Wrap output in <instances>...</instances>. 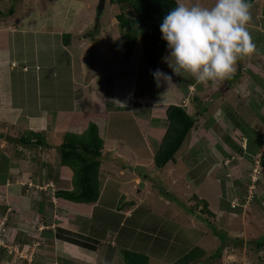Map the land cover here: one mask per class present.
I'll list each match as a JSON object with an SVG mask.
<instances>
[{
  "label": "rangeland",
  "instance_id": "1",
  "mask_svg": "<svg viewBox=\"0 0 264 264\" xmlns=\"http://www.w3.org/2000/svg\"><path fill=\"white\" fill-rule=\"evenodd\" d=\"M99 2L100 0H0V29L3 31L0 32L2 54H0V79H2L0 107L12 104V92L15 94L16 105L22 103L25 107L28 104L24 92L31 90L30 86L32 89L37 88L36 76H31L37 69V63L24 60L27 56L25 54L36 56L38 51L41 53V61H48L49 44L45 37H51L48 30L54 28V32L64 30V33L72 34L70 43L72 41L76 43H73L70 51L77 58L85 56V64L90 68L92 75L103 73L110 68L116 71L99 80V83L104 84L117 81L122 86L121 89L114 90L115 101L120 100L125 94L124 84L135 81L133 94L139 92L142 97L136 100L149 110L152 108L150 102L156 95H159L158 100L163 103L170 96L171 98L175 96L176 89L181 92L185 88L182 85H187L186 95L191 99L184 107L189 113L199 116L200 123L199 128L186 138L176 154V160L168 163L164 168L156 167L153 157L160 144V138L157 139L156 136L145 132H159L162 137L165 129L142 126L144 134L141 136L140 127L134 120L138 114L143 116L147 114L144 110L141 113L139 108L134 109L135 105H132V111L111 110L110 112L108 131L118 135L122 143L106 144L104 152L106 162L102 176L106 180L116 181L111 183L114 197L120 192L130 201L133 200L137 207L144 205L145 208L148 206V210L150 209L149 225L156 226L158 231L148 230L144 235L142 233L136 235L143 244H145L144 237L147 236L148 245H151V249L155 251V256L151 253L150 264H173L175 260L197 246L206 251L207 257L215 253L218 248L226 247L222 256L213 260V263L205 264H264V247L256 248V244L253 243L256 239L264 237V112L261 109L264 103L260 104L261 99L264 98V72L256 68L253 72L259 77L249 76L248 64L242 61L240 70L239 64L236 63L235 71L230 77L201 84L187 73L177 76L162 61L164 72L173 78V85L169 87L162 82L158 87L143 65L141 42L137 44L131 60L124 56L121 48L124 28L116 18L119 6L106 0L103 15L98 19ZM185 2L211 7L215 0H185ZM11 8L15 12L7 16ZM250 16L248 24L250 23L251 26H247V30L255 44L254 52L257 55L259 51L257 47L264 43V0H255L251 4ZM14 23L20 29L23 27L27 29L42 27V29L28 33L11 32ZM255 26H259L262 33ZM90 31L96 34L94 38L85 36L91 33ZM39 44L40 48L37 49ZM42 47L45 48V58L42 57ZM61 49L67 52L63 47ZM31 58L33 59V56ZM50 58L61 59L55 55H51ZM248 58L250 59V56ZM61 63L60 69L54 72H58V79L60 77L66 79V83L63 84L67 103L65 108H68V105L72 106L74 99L78 101L75 105H87L82 101L84 96L81 97L83 85L77 88V91L81 89L80 92H74L73 99L70 100L68 96L69 84L71 85L73 79L78 82L89 80V77L86 78L79 73L81 64L79 61L76 62L72 72L68 70L67 61L61 60ZM121 65L125 68L132 66L134 70L120 71ZM7 75H12L11 80ZM45 78L52 82L55 76L47 75ZM44 84L49 90L60 92L57 85L44 83L42 79L38 84L40 91V85L43 86L42 91H44ZM56 91L55 93L61 96ZM160 91L161 94L158 93ZM194 96L200 102L192 100ZM34 97L38 98L37 95ZM211 100L212 103L208 106L207 102ZM94 102L95 100H92V104ZM162 103L156 104L155 109H158V113L163 117L168 105L161 106ZM114 105L118 108L119 104L114 102ZM204 106L208 109L202 113ZM221 113L224 115L222 123L226 121L228 126L217 122L214 126H210V119ZM8 121L10 120L6 122ZM161 121L165 127L166 116ZM161 121L152 124L156 125ZM18 122L24 126L27 124L26 119ZM232 128L234 129L231 130ZM3 129L4 127L0 126V131ZM104 136L105 139L109 136L106 130ZM2 141L3 139H0V145ZM62 142L61 135L60 144ZM44 149L36 150L34 160L30 152L26 153L28 162L23 169V175L15 174L14 182L8 175L0 176V247L6 249L3 255L0 253V264H63L56 260L60 254L68 259L73 257L81 259L77 264H122L123 251L114 237L106 236L101 241L95 242L101 248L95 253L71 243L55 241L51 237L54 235L53 228L59 224L87 234L90 223L84 220L90 218L91 213L86 209L90 210L91 205L71 203L50 195V202L60 208V215L54 216L58 221L57 225L54 224L49 229L44 228L45 223L42 219L46 217L51 220L50 214L55 206L54 209L50 205L44 207L45 195L38 196L37 191L34 190L35 186L29 182L31 180L34 183L38 182V175L44 177L46 174L48 178L50 172L57 177V184H53L56 190L62 187L71 188L73 177V171L69 167L65 168L68 170L60 168L58 149L52 153L51 162L45 164ZM0 151L4 154L10 152L6 149ZM192 158L196 161L195 165L190 164ZM191 167L192 171L197 170L196 173H200L203 177L195 175L189 177L188 171ZM25 185L27 186L24 187ZM201 199L208 200L206 207L204 200ZM116 200H106V206H100L101 209L112 208V204L118 203ZM3 208H5L4 214H2ZM132 208L125 209L127 215L133 212ZM208 208L214 212V215L209 214ZM141 212L139 210L138 213ZM196 215H202L205 219H198ZM158 221L165 223V229H175L176 238L170 239L168 230L167 237L165 233L164 236L161 233L159 235V229L164 226L155 225ZM45 234L49 236L45 237ZM223 235L226 242L232 238L244 240V243H240L239 247L229 246L223 241L221 237ZM37 242L41 244L37 245ZM163 242H166L165 246ZM162 254H165V259L157 257ZM68 261L69 264H74L72 262L74 260Z\"/></svg>",
  "mask_w": 264,
  "mask_h": 264
},
{
  "label": "trees",
  "instance_id": "2",
  "mask_svg": "<svg viewBox=\"0 0 264 264\" xmlns=\"http://www.w3.org/2000/svg\"><path fill=\"white\" fill-rule=\"evenodd\" d=\"M248 2L251 5L255 2V0H248ZM110 3L117 4L119 6V12L117 13L116 18L124 28L121 36V48L122 51H124L125 58L132 59L137 44L141 42L144 59L143 65L145 70L149 72L151 80L155 81L151 73L156 69L164 71L162 57L166 56L168 52L167 44L162 39L160 24L164 16L171 9L177 6V0H110ZM14 12L15 10L11 8L6 15H13ZM1 15H3V13H1ZM90 32L91 33H88L85 36L94 38L96 34L92 31ZM71 37V33H64L62 35L65 45L70 44ZM243 59L244 57L237 61L239 64V70ZM227 86L231 87L230 85ZM198 118L192 113H189L183 105L170 104L166 108L167 128L161 137V142L153 157L156 167L164 168L168 163L176 160V154L180 150L188 135L199 128L200 120H198ZM19 125L22 124L19 123ZM24 128L25 131L20 137L10 136L5 132L0 131V139L6 141L8 144L6 147L12 151H10L8 155H5L3 151H0V169L2 168L0 176L8 175L11 177L13 182L15 174L20 173L21 176L23 175V169H25V165L28 162L26 156L27 152L32 154V159L34 160L36 150L49 147L43 130L32 129L27 124ZM241 150L242 149H240V151ZM58 152L60 166L69 167L73 171V177L71 179L72 186L71 188L62 187L56 190L52 186H47L45 189L44 186L48 182L49 178H55L54 174L49 172L48 178L46 175L44 177L38 175V182L34 183L32 180L30 182L33 183L32 186H35L34 190L37 191L36 193L38 196L42 197L45 195L43 206H55L50 202V195H53L55 198L69 201L71 203L91 205L93 209L90 218L84 220L86 223L87 221L90 223L87 234L71 230L67 226H61V224H59L54 229L55 238L61 242L71 243L79 246L81 249L83 248L84 250L95 253L101 250L95 242L101 241V239L106 236L110 238L114 237L115 242H117L123 251L122 264H150V259L152 257L151 253L155 256V251L153 248L151 249V245H148L147 236L144 237L145 244H143V241L137 239L136 235L141 233L144 235V233H147L148 230L158 231L156 229L157 227L149 225L150 223L148 221L150 216L148 214L151 211L150 209L148 210V206H146V208L144 205L137 207L133 200L130 201L120 192L116 195V197L112 195L113 187L111 186V183H113L114 180H106L102 176L104 172V163L106 162V158L104 157L105 139L100 134L99 126L94 122H90L86 130L82 133L66 132L63 137V142L58 147ZM13 162H15V165L12 169L9 168L11 171L10 173L8 167H10ZM194 163H196V161L192 158L190 164ZM7 164L8 167H6ZM196 172L197 170L192 171L191 167L190 171H188V176L191 178L194 175L198 177L202 176L200 173L197 174ZM3 178L5 179V177ZM114 182L116 183V181ZM26 186L27 185L24 187ZM120 194L122 196H120ZM195 197L200 199L198 195H195ZM110 199H117L118 203H111L112 208L110 207L107 210H105V208L101 209L100 206H106V200ZM201 200H204L206 207L208 200ZM128 208L133 209V212H131L130 215H127L125 212V209ZM59 209H56L55 207V209L51 211V220L46 217L42 219L44 220L45 227L52 225L54 214L56 210L59 214ZM139 210L142 211L141 214L138 213ZM208 210L210 211L209 214L211 216L214 215V212L211 211L210 208H208ZM4 211L5 208L2 209V214H4ZM202 213L204 212L202 211ZM196 216H198V219H205L202 215ZM164 224L165 223L162 221H158L155 225L164 226L159 229L160 232H158V234L160 235L161 233V235L164 236L165 233V236L167 237L166 231L168 229H165ZM209 224L211 223L209 222ZM168 232H170V239L175 237V229L168 230ZM46 235L47 234H45V236ZM185 237L186 236H184V238ZM221 237L223 238V241L226 242L224 235ZM179 239L184 241V239ZM163 243L165 246L166 242ZM226 243H228L229 246L234 245L233 247H239V245H241L240 243H244V240L239 241V239L231 238ZM253 243L256 244V248L264 247V237L256 239ZM160 245H162V243ZM4 248L5 247H0V253L2 255L6 250ZM225 248V246L220 247L215 251V253L207 257L206 251L202 247L197 246L175 260L173 264L213 263V260L222 256ZM164 256L165 254H162L157 257L165 259ZM206 257L207 259H205ZM56 260L61 261L63 264H69L68 260H74L72 261L74 264L81 262V259L79 260V258L73 257L68 259L63 254L58 255Z\"/></svg>",
  "mask_w": 264,
  "mask_h": 264
},
{
  "label": "crops",
  "instance_id": "3",
  "mask_svg": "<svg viewBox=\"0 0 264 264\" xmlns=\"http://www.w3.org/2000/svg\"><path fill=\"white\" fill-rule=\"evenodd\" d=\"M19 22V21H18ZM17 23V22H16ZM20 23V22H19ZM55 23V27H56V22ZM247 26H251V24H247ZM257 27V29L260 30L259 26H255ZM42 27H33L31 29H27V28H19L17 26V24H13V29L11 30V32H18V33H28V32H34L37 30H41ZM55 29V28H54ZM54 29L52 30H48V33L50 34L51 37H45L48 41H46L49 46V55H48V61H41L40 59V54L38 51H36V56L35 55H28L25 54L27 56L24 57V60H29V61H34L35 63H37L36 67L37 69L34 71L32 75H35V79H37V88L32 89V87L30 86L31 90H27L26 92H24V96L26 99H28V104L24 107V105H22V103H19L16 105V99H15V94L12 92V104L11 105H7V106H3L0 107V126L4 127V129L2 130L3 132L7 133L10 136H17L20 137L23 135L25 128L23 125H19V120H21V118H25L27 119V125L30 126V128L35 129V130H43L45 132V137H46V142L49 145V147H45V149L43 150V152H45V164H49L51 162V156L53 155L52 153H54L59 145H60V137L61 135L64 137V134L66 132H73V133H82L84 132V130H86L88 124L90 122H94L99 126V130H100V134L102 135V137L104 136V131L106 130L108 132V138H104L105 139V148H106V144L107 143H115V142H119L122 143L118 138V135L116 134H111V131H108V122H109V115L111 110H116V112H127V111H132L131 107L132 105L135 108H139L142 111H146V114L144 116L142 114H138L137 117L135 118V122L138 123V126L140 127L139 131L141 133V136H143L144 132L142 131V126H151V127H156V128H160V129H165L167 127V122L165 121L166 125L164 127L163 125V121L162 118H165L166 116V109H165V115L162 117V115H160L158 113V109H155V105L158 103H162L158 100V96H155V99H152V101L150 102V106L152 104V108H150L149 110L146 109V107L144 105H142L139 101H137L138 99H140L142 97V95L139 92H135V94H133L134 90V83L131 81V84L127 83L124 84V91L125 94L123 96H121L122 98H120V100L116 101L114 100L115 95L114 93H116L114 90L116 89H121L122 86L120 84L117 83V81H110V83H106L104 84L99 83V80L102 79V77H106L107 75L111 74L112 72H116L114 69L110 68V70H105V72L103 73H95V74H91L90 73V68L85 64V56H81V57H76L71 53V47L73 45V43L75 44L76 42L72 41L69 45H65L62 44V35L64 33V30L62 31H56L54 32ZM0 32H3L0 29ZM262 33V32H261ZM82 40H85L82 38ZM63 46H62V45ZM61 47H63L66 51H63L61 49ZM40 48V44L37 46V49ZM258 54L256 55L253 51V53L250 56V59L248 58V56L244 57L243 61L245 62V64H248V70H249V74L246 73L250 76L252 75V77H259L258 74H254L253 70L254 69H260V71L264 72V43L262 45H260L259 47H257ZM43 51L42 57L45 58V48L42 47L41 49ZM1 54V53H0ZM2 55V54H1ZM51 55H55L56 57H61L60 60L56 59H51L50 56ZM31 56H33V59L31 58ZM255 56V57H254ZM253 57V58H252ZM251 59H255L253 61H251ZM61 60H65L68 63V70H72L73 72V66H75L76 62L79 61V63L81 64V68L79 70V73L83 76H85L86 78L89 77V80L86 81H82V82H78L77 80L75 81L74 79L71 82V85L69 84V98L70 100L74 98V94L76 92H80L81 89H79L77 91V88L79 86L83 85V91L81 93V97L84 96V99L82 98L83 102H86L87 105H75L77 104V99H74V103L72 106L68 105L67 107V103L65 100V93H63V88H64V83H66V79L64 77H60L58 79V72H54L57 69H60V64L62 66ZM131 60V59H130ZM15 62V61H13ZM12 62V63H13ZM17 66L18 63L15 62ZM16 66V67H17ZM12 67H15L12 65ZM27 68V67H24ZM120 71H125V69H129L134 70V67L130 66L128 68H125L123 65L120 66ZM135 72H137V69L135 70ZM88 74V75H87ZM90 74V75H89ZM246 74V75H247ZM47 75H53L55 76V78H52V82L49 79H46L45 77ZM8 79L11 80L12 75H7ZM262 77V76H261ZM264 78V77H263ZM32 79V78H31ZM42 79L44 81V83H48L51 84L53 86L57 85V88L59 89L60 92L56 91V90H49L47 87H45L44 84V91L43 90V86L40 85L41 87V91L38 88V84H39V80ZM60 80V83H59ZM0 81H2V79H0ZM13 81H18V80H13ZM14 83L12 82V85ZM26 84V83H25ZM23 84V85H25ZM67 85H68V81H67ZM189 85V84H188ZM191 85V84H190ZM183 87H185L181 92L178 91V89L175 90V96H170V98L168 100H166L165 102L162 103L161 106H165V105H170V104H179V105H183V106H187V102L190 101V97H188L189 95H186V86L182 85ZM46 91V92H45ZM60 93L61 96H58L56 93ZM75 92V93H74ZM139 93V94H138ZM159 94L162 93V91L158 92ZM78 94V93H77ZM35 95L38 96V98L34 97ZM125 96V97H124ZM86 97V98H85ZM55 98H59V99H55ZM137 99V100H136ZM69 100V99H68ZM92 100H95V102L92 104ZM174 100V101H172ZM192 100H196L195 96L192 97ZM114 102L118 103V108L114 105ZM186 102V103H185ZM212 103L211 101H208L207 104L208 106ZM264 103V98L261 99L260 104ZM75 105V106H74ZM167 106V107H168ZM206 106H204L202 108V113L206 112L208 109L205 108ZM119 109V110H118ZM124 109V110H123ZM262 111L264 112V105L261 107ZM123 110V111H120ZM18 112V113H16ZM131 113V112H130ZM192 113V112H191ZM16 114H20V115H16ZM24 114V115H22ZM121 115V114H118ZM122 117V116H120ZM197 117V115H196ZM199 117V116H198ZM197 117V118H198ZM224 115H222V113L218 116H213L210 119L211 125L210 126H214L216 124V122L218 124H223L225 126H228L227 122L225 121V123H222L221 120H224ZM150 119V120H148ZM7 120H10L8 122H6ZM161 121V123L153 125L152 123H156L157 121ZM209 121V119L207 120ZM221 121V122H220ZM4 124V125H3ZM15 129H13L14 127ZM13 127V128H12ZM234 128L236 129V127L234 126ZM234 128H232L231 130H233ZM61 133V134H60ZM146 134L149 133L150 135L156 136L157 139L160 138V142H161V133L159 134V132H145ZM145 136V135H144ZM117 139V140H116ZM7 142L6 141H2L1 145H0V150L1 149H6L11 151L9 148H7ZM117 145V144H115ZM8 155V154H5ZM188 157V156H187ZM1 163V160H0ZM15 165V162H13L11 164V166L9 167L10 169L13 168V166ZM60 168L65 169V166H60ZM9 169V172L11 173ZM68 170V169H65ZM46 175V174H45ZM55 177V174H54ZM22 180V179H21ZM57 177H55L54 179L49 178L48 182L45 185V189L47 188V186H52L54 187V185L57 184ZM31 184H33L32 182H30ZM55 183V184H54ZM54 184V185H53ZM55 188V187H54ZM65 201V200H64ZM55 204V203H54ZM84 205V204H83ZM57 205L55 204V207ZM85 206V205H84ZM58 207H56L57 209ZM64 208V207H61ZM65 209V208H64ZM90 210L86 209V211L88 213L92 214V206L89 207ZM90 214V215H91ZM51 215V214H50ZM58 215V212L56 210L54 216ZM60 215V214H59ZM57 217V216H56ZM54 217V219L56 218ZM53 219V224L52 225H57L56 224V219ZM53 227V226H52ZM47 237V236H45ZM46 241V240H45ZM47 242V241H46Z\"/></svg>",
  "mask_w": 264,
  "mask_h": 264
},
{
  "label": "clouds",
  "instance_id": "4",
  "mask_svg": "<svg viewBox=\"0 0 264 264\" xmlns=\"http://www.w3.org/2000/svg\"><path fill=\"white\" fill-rule=\"evenodd\" d=\"M250 7L248 0H215L211 7L177 0L160 24L168 50L162 60L177 76L187 73L201 84L230 77L237 61L255 49L247 30ZM151 75L158 87L173 85L172 76L160 69ZM51 237L57 240L55 233Z\"/></svg>",
  "mask_w": 264,
  "mask_h": 264
},
{
  "label": "water",
  "instance_id": "5",
  "mask_svg": "<svg viewBox=\"0 0 264 264\" xmlns=\"http://www.w3.org/2000/svg\"><path fill=\"white\" fill-rule=\"evenodd\" d=\"M105 2L106 0H100L99 5H98V19H100V17L103 15L104 9H105ZM144 184L142 183L141 186H143Z\"/></svg>",
  "mask_w": 264,
  "mask_h": 264
}]
</instances>
